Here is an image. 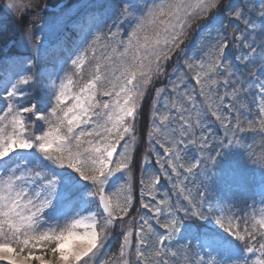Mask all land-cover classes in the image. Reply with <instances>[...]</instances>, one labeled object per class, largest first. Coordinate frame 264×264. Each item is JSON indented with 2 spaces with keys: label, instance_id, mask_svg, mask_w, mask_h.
Here are the masks:
<instances>
[{
  "label": "snow or ice",
  "instance_id": "1",
  "mask_svg": "<svg viewBox=\"0 0 264 264\" xmlns=\"http://www.w3.org/2000/svg\"><path fill=\"white\" fill-rule=\"evenodd\" d=\"M47 6L0 0V264H264V0H88L41 63Z\"/></svg>",
  "mask_w": 264,
  "mask_h": 264
},
{
  "label": "rangeland",
  "instance_id": "2",
  "mask_svg": "<svg viewBox=\"0 0 264 264\" xmlns=\"http://www.w3.org/2000/svg\"><path fill=\"white\" fill-rule=\"evenodd\" d=\"M65 1L66 0H58L55 4L47 3L48 6L45 17L49 22V27L45 29L47 32V38L45 40L46 51L42 53L41 63L47 60L55 62L59 58L60 52L63 50L66 42L71 41L78 43L79 38L83 35L80 31H77L76 35H73V32L78 29L77 21H79L80 15L83 13L84 5L88 0H76L68 4L65 3ZM24 2L27 3V0H24ZM17 25L16 34L18 36L16 37L13 35L8 38V40L19 38L23 24L18 23ZM84 30L86 31V28ZM18 50L21 52L24 51L23 48H19ZM4 51H7V48ZM246 139L248 144L251 145L252 150L256 151L257 154L264 152V140L258 135L246 133ZM231 167L237 169L244 177L247 184L246 189L238 190L233 185L230 176H223L215 178L219 183L212 184L214 192L221 191L225 199H232L234 197L237 199H247L253 192H259L260 172L257 169H244L242 160L233 162ZM160 189L162 191H171L166 181L160 184ZM248 202L251 203V200H248Z\"/></svg>",
  "mask_w": 264,
  "mask_h": 264
},
{
  "label": "trees",
  "instance_id": "3",
  "mask_svg": "<svg viewBox=\"0 0 264 264\" xmlns=\"http://www.w3.org/2000/svg\"><path fill=\"white\" fill-rule=\"evenodd\" d=\"M57 1L58 0H47V3L55 4ZM75 1L76 0H66L65 3L68 4V3L75 2ZM0 21H3V28H4L3 35H2V37H0V48L5 50L6 47H4V45H5V42L8 40V38L12 37L13 35H15L16 37L18 36L16 34V27L18 26L17 24L18 23L23 24L24 22L23 21H17L15 19V17L4 16L3 13H0ZM13 33H15V34H13ZM114 244H115V241H113L112 245H109V248H113ZM113 250H114V248H113ZM105 254L107 255L110 253H108V251L106 250Z\"/></svg>",
  "mask_w": 264,
  "mask_h": 264
}]
</instances>
